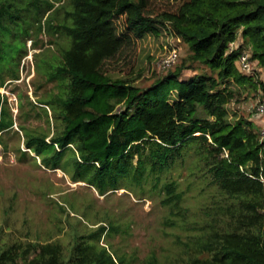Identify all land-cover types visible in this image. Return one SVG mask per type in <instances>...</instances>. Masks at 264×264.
<instances>
[{
	"label": "trees",
	"instance_id": "1",
	"mask_svg": "<svg viewBox=\"0 0 264 264\" xmlns=\"http://www.w3.org/2000/svg\"><path fill=\"white\" fill-rule=\"evenodd\" d=\"M177 1L174 11L154 14L149 0H0V88L4 79H19L26 41L44 27L60 41V53L35 55L38 74L55 88L39 104L60 129L48 141L26 133L28 152L101 196L125 184L141 189L154 181L156 188L190 156L228 203L198 233L184 264H264V139L252 121H230L226 109L237 97L231 85L264 102V76L238 68L247 51L264 73V0ZM163 32L188 47L192 65L210 73L183 79L193 67L182 65L141 88L103 71L132 41ZM13 125L0 94V136ZM162 192L164 205L183 201L174 180ZM107 232L100 227L77 236L67 250L56 243L5 246L0 264H129L99 244ZM147 264L158 261L152 256Z\"/></svg>",
	"mask_w": 264,
	"mask_h": 264
},
{
	"label": "rangeland",
	"instance_id": "2",
	"mask_svg": "<svg viewBox=\"0 0 264 264\" xmlns=\"http://www.w3.org/2000/svg\"><path fill=\"white\" fill-rule=\"evenodd\" d=\"M177 2L149 0V10L154 14L171 12ZM114 25L120 33L123 20H116ZM58 44L60 41L51 37L44 27L40 33L33 31L32 40L26 41L27 55L19 63V79H4L0 88L14 121L13 128L0 136V248L12 244L56 243L67 250L77 236L105 227L108 232L99 244L126 263L147 264L154 256L158 264H184L189 255H194L193 242L198 233L228 203L206 173L194 169L190 156L163 175L156 188L154 181L143 184L141 189L125 184L122 189L101 196L92 186L73 182L70 174L47 168L25 148L26 133L45 136L48 141L60 129L50 109L39 104L55 88L38 74L39 60L35 57L59 55ZM171 49L178 52V60L164 69L162 60ZM182 65H192L188 47L163 32L160 37L132 41L105 62L103 71L111 78L128 79L145 88L157 77ZM192 67L182 72L183 79L195 73H210L206 67ZM253 73L259 78L264 76L255 66ZM231 89L237 91V97L226 106L230 121L243 118L261 128L264 117L254 116L256 104L261 100L259 94L236 85H231ZM171 180L178 184L183 195L179 207L161 202L162 185Z\"/></svg>",
	"mask_w": 264,
	"mask_h": 264
},
{
	"label": "built area",
	"instance_id": "3",
	"mask_svg": "<svg viewBox=\"0 0 264 264\" xmlns=\"http://www.w3.org/2000/svg\"><path fill=\"white\" fill-rule=\"evenodd\" d=\"M178 60V52L175 49H171L166 57L162 60L161 67L169 68L176 63ZM238 68L241 74L250 75L253 74L254 64L250 61V54L247 51L241 52L238 57ZM256 118L264 117V102L258 101L255 107V115ZM259 135L261 139H264V125L259 130Z\"/></svg>",
	"mask_w": 264,
	"mask_h": 264
}]
</instances>
